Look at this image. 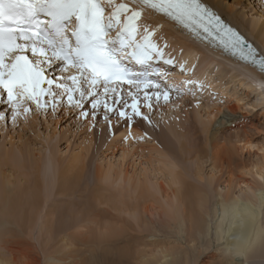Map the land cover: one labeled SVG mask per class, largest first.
<instances>
[{"label": "rangeland", "instance_id": "1", "mask_svg": "<svg viewBox=\"0 0 264 264\" xmlns=\"http://www.w3.org/2000/svg\"><path fill=\"white\" fill-rule=\"evenodd\" d=\"M250 5L252 8L255 7L260 16L261 3L250 0ZM241 7H237L236 11H240ZM259 16L254 15L257 19L260 18ZM241 22L243 25L247 24L248 32L254 33L248 20L241 19ZM174 30L164 25L162 32L171 47L175 49L173 55L178 61H185L180 55L185 50L195 51L194 56L202 55L199 64L202 58L214 61L213 65L207 66L208 71H203L198 67L195 73L197 76L205 75L207 82L212 85L209 91L202 95L198 94L201 101L199 107H196L195 98L185 96L186 98L182 99H186V102L178 100L179 108L165 106L159 112L153 113L154 122L158 125L156 128L138 119L131 132L133 134L134 129V132L137 130L139 134L133 136H143L147 133L152 138L139 143L133 140L125 142L124 138L128 135L129 129L124 121L119 124L113 121L111 131L108 124L102 120L96 127L90 129V125L85 121L72 119L71 110L67 114L58 113L56 116L48 117L37 114L31 116L27 122L21 119L16 127L9 122L5 128L0 122V180H2V172L12 173L14 193L24 187H28L26 192L29 193V189L33 188L38 180L44 187L45 195L50 197L49 202H53L60 185V173L69 166V168H74L72 173L81 171L80 178L76 181L78 192L74 195L59 197L58 201L63 199L59 204L66 207L73 204V201L85 203L87 198H95L98 189L102 197L110 198L109 201L118 203L117 205L121 204V201L129 204L131 208L128 210L110 208L116 217L125 218L130 224H117L119 234L141 236L140 241L133 242L134 250H127L129 253L133 252L135 257H138V253L141 252L157 253L160 248L172 249L171 251L178 248L190 251L196 264H203L206 261L211 264L216 261L215 257L211 258L213 249L206 251L207 241L211 240V235L209 238H203L204 246L199 244L196 248L193 244H189L190 224L188 221L180 223L172 221L171 228L167 230L168 233L161 234L153 223L156 220L155 217H145V222H142L141 215L135 217V205L138 202L142 204L144 199L140 198V184L136 189L134 183L148 181L146 184L151 188L150 198L142 207L149 206L150 209L154 207V212H159V214L160 211L161 214H164V211L168 212V215L172 213L175 206L173 203L176 202L174 192L187 184L196 186L203 193H208L209 188H212L213 193H209L212 209L218 206L222 194L228 190L229 182L234 195L244 196L245 191L248 190L246 184H254L252 174L255 169L253 172V166H264V100L257 101L253 95L256 90H254L250 76L257 75L252 70L221 56L208 46L189 38L188 40L186 36L180 34L179 36ZM182 36L184 38H181ZM224 72L226 74L221 77ZM179 73L178 70L177 73L174 72L172 81L179 83L191 78ZM209 92H217L218 95L213 99ZM2 107L4 106H0ZM230 108H235V110L230 111ZM209 111L215 118L207 117ZM60 112L63 113L64 109ZM98 117L97 119L100 120ZM173 117H178V119ZM216 132V140H211V135ZM245 139L253 143L255 146L253 150L241 151L240 143ZM197 149H201V153L204 150L207 151V155L204 153L202 157L197 158ZM213 151L232 154L236 162L234 164L238 166L232 175L225 174V176L214 170L213 162L209 159ZM75 158L80 159L74 161ZM100 169L106 170L105 175L108 170H111L110 177L107 178L104 175L102 180H98L96 173ZM124 178L131 179L132 186L124 184ZM210 179L213 182L211 185ZM42 216L34 218V223L28 221L23 228H18L15 234L3 231L6 234L3 233L5 236L1 237L2 229H0V238L3 240L18 239L23 244L22 246H9L0 239V261H8L12 264H50L48 258L60 245L49 243L53 238L44 227L45 219ZM262 216L264 217V208ZM54 219H56V214ZM206 219L212 228L210 233H214L215 219ZM100 224L110 227L115 225V222L107 219ZM159 225L164 226L163 223ZM79 231L82 233L77 236L79 240L85 241L88 236L89 242H96L97 233H91L89 232L91 230L87 229ZM147 238L149 242L157 240V249L155 245L151 247L144 245L148 241ZM166 242L169 243L168 247H161L166 245ZM65 246L67 249L72 248V252L79 249L69 242ZM216 246L218 245L215 244L213 247ZM100 252V260L105 264H123V262L138 264L135 260L133 262L127 260L125 256L120 257V253L112 254L104 248ZM255 260L258 258L249 260L248 264ZM73 264L78 263L75 261Z\"/></svg>", "mask_w": 264, "mask_h": 264}, {"label": "snow or ice", "instance_id": "2", "mask_svg": "<svg viewBox=\"0 0 264 264\" xmlns=\"http://www.w3.org/2000/svg\"><path fill=\"white\" fill-rule=\"evenodd\" d=\"M261 5L257 42L228 13L226 0H0V122L16 127L37 114L71 110L90 129L102 120L111 131L113 121H124L125 142L151 140L147 133L133 136L138 119L156 128L153 113L179 108L185 96L199 107L198 94L212 87L195 76L199 57L191 66L176 59L160 21L252 68L253 95L264 100V0ZM171 69L191 78L172 81ZM251 264H264V255Z\"/></svg>", "mask_w": 264, "mask_h": 264}, {"label": "bare ground", "instance_id": "3", "mask_svg": "<svg viewBox=\"0 0 264 264\" xmlns=\"http://www.w3.org/2000/svg\"><path fill=\"white\" fill-rule=\"evenodd\" d=\"M255 1H259L261 3V0ZM226 2L229 5V7L227 8L228 13L237 17V21L241 24L242 27L244 25L242 24L241 19L251 21L250 24L253 27L254 33L252 34L248 32L249 37L251 40L259 42L261 40V19H257L254 17V15L259 16V13L256 11L255 7H251L250 0H226ZM239 6H242L240 11H236V8ZM242 9L248 11H245L244 14L241 15ZM160 22L164 23V25L169 26L171 29H175L174 26L169 23L163 21ZM177 34L179 35V33ZM165 38L167 37L165 36ZM181 38L184 37L182 36ZM185 38L188 39V37ZM203 45L206 46L205 44ZM187 49H189V47ZM194 54L195 51L185 50L184 53L180 55H182L183 59L187 60L189 66H191V64L197 62V57H199L200 59V57L202 56H194ZM200 63L201 64H199L198 67L200 69H203V71H208L209 69L207 68V66L213 65L214 61L208 58H202V60H200ZM247 68L250 69L249 67ZM252 71L257 75L254 70ZM225 74L226 73L224 72L221 77H223ZM195 76L202 80L205 79V75ZM218 88L219 87H217V89ZM254 90H256L255 87ZM181 101L186 102V99H181ZM234 110L235 108H230V111ZM210 111L207 113V117L215 118L213 117V113H211ZM206 131H208V129ZM135 134H139V131L136 130V132H134L133 129V135ZM216 134L217 132L211 135V140H216ZM207 137L209 136L207 135ZM240 144L242 145L241 151H251L255 148L250 140H241ZM204 153H206L207 155V151L204 150V152L201 153V149H197V158L202 157ZM79 159L80 158H75L74 161H78ZM209 159L213 162L214 170L219 171L222 175H232L235 169L238 168V166L234 164L236 163L235 158L232 156V154L227 152L217 153L213 151ZM73 169L74 168H69L68 166L61 171L60 185L56 193L57 197L55 200H53V202H49L50 197H47L45 195V192L43 191L44 187L38 180L36 181L34 187L29 189V193L26 192V188L28 187L20 188L16 193H14V181L12 180L13 174L8 173L7 171L2 172V180H0V229H2L1 237H4L5 235H3V233L8 231H10L12 234H15L16 230L18 228H23L28 223V221H30V223H34V218L43 215L45 219L44 227L48 230V234L53 238L52 241H49V243L52 242L54 243V245H60L55 248L53 255L48 258L49 263L54 261V264H68V262L69 264H73L75 263V261H77L78 264H105L100 260V250L104 248L107 251H110L112 254L120 253V257L125 256L126 259L131 262L135 260L138 264H192L193 258L191 256V252L184 251V249L180 250L177 248L178 250L175 249L174 251H171L172 249L170 250L160 248L157 253H138V257H135L133 252L129 253L127 250H134L133 242L140 241L141 236H134L132 234H119L116 228L117 224H130L125 218H122L120 216L116 217L110 211V208L115 207V209L128 210L131 208V206L124 201H121V204L119 205H117L118 203L109 201L110 198L107 199L106 197H102L100 195L99 189L96 191L97 197L95 196L94 199L87 198L85 203H81L80 201H73L74 203L70 204V206L64 207L60 205L59 203L63 199H59L60 201H58L59 197L68 196L70 194L74 195L78 192V185L76 184V181L79 180L81 171L72 173ZM252 169L253 172L255 169L254 174H252L254 184H246V188L248 190H244V196L240 197L239 195H234L233 191L231 190V184H229V182L227 185L228 190H226L222 194L218 206L212 209L210 206L211 200L209 195V193H213V191L211 190L212 188H209L208 193H203L199 191L196 186L193 187L192 184H187L179 191L174 192V198L176 202L173 203V205L175 206L173 207V211L170 215H168V212L165 211L164 214H161V211L160 214L159 212L155 213L154 207H152V209H150L149 206L143 208L142 206L145 205L150 198L149 191L151 188L148 184H146L148 183V181H146V183H134L136 189L138 187L137 185L140 184V198L144 199V202L142 204H140L141 202H138L135 205L136 213L134 215L136 218L141 215L142 222H145V217H155L156 220L153 223L156 227V230L161 234L168 233L167 230L171 228L172 221H179L180 223L186 220L190 224L189 244H193L196 248L199 244L204 246L205 244L203 242V238H209L210 235L212 236L211 240L209 239L207 241L206 249V251L211 249H213L214 251L211 258L215 257L216 261L211 264H248L249 260L254 258L259 259L262 255H264V217L262 216L264 199H262L261 197V193L264 192V166L254 165ZM110 171L111 170H108V173L105 175L106 170H98L96 173L97 179L102 180L104 175L109 178ZM198 177L199 179H202L200 176ZM124 180V184L132 186L131 179L127 180L126 178H124ZM209 181L211 185L213 183L212 179H210ZM141 207L142 209L140 210ZM249 207L255 209V214H247L246 209H248ZM81 208H83L82 211H80ZM55 214L56 219H54ZM206 218L215 219L214 233H210L212 228H210V224L208 223ZM107 219L114 221L115 225L107 227L100 224ZM72 220H75V222H72ZM159 223H163L164 226L159 225ZM82 229L91 230L89 231L91 233H97L98 238H95L96 242H89L88 236L86 237L87 240L85 241L79 240L77 236L78 234H82L79 231ZM234 237L239 238L237 239ZM147 239L148 241H146L144 245H147L149 247L155 245V248L158 247L157 240H155L154 242H149V238ZM168 241L169 240H167V242ZM245 241H247L248 243L247 247H244ZM2 242H4L5 245L9 246L23 245L21 240L18 239H2ZM67 242L74 245V247L79 248L78 251L72 252V248L67 249V246H65ZM167 242L166 245H162L161 247L165 248L167 245H169V243ZM215 244L218 246L213 247ZM18 248H20L21 250L23 249L22 247ZM192 249L194 250L195 248ZM197 257L199 258V256ZM5 262L6 264H12L8 261L2 260L0 261V264H5ZM123 264L126 263L123 262ZM203 264L208 263L206 261V263Z\"/></svg>", "mask_w": 264, "mask_h": 264}]
</instances>
